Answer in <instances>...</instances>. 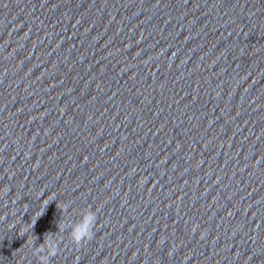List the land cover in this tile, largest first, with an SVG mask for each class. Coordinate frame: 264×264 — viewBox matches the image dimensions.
Segmentation results:
<instances>
[{
	"label": "water",
	"instance_id": "obj_1",
	"mask_svg": "<svg viewBox=\"0 0 264 264\" xmlns=\"http://www.w3.org/2000/svg\"><path fill=\"white\" fill-rule=\"evenodd\" d=\"M46 233L48 264H264V0H0V264Z\"/></svg>",
	"mask_w": 264,
	"mask_h": 264
},
{
	"label": "clouds",
	"instance_id": "obj_2",
	"mask_svg": "<svg viewBox=\"0 0 264 264\" xmlns=\"http://www.w3.org/2000/svg\"><path fill=\"white\" fill-rule=\"evenodd\" d=\"M96 222V214L92 211H89L84 217H82L81 222L76 225L70 231L71 242L79 247L82 243L92 239L93 236V226ZM57 231H61V227L57 225ZM52 234L46 233L44 236V244L36 246L35 251L39 253L45 252V246L47 248L46 255L40 257L41 264H48V258L54 257L58 253V247L61 241H54Z\"/></svg>",
	"mask_w": 264,
	"mask_h": 264
}]
</instances>
